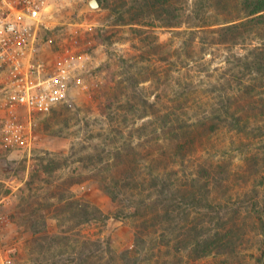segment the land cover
I'll list each match as a JSON object with an SVG mask.
<instances>
[{"label": "rangeland", "instance_id": "rangeland-1", "mask_svg": "<svg viewBox=\"0 0 264 264\" xmlns=\"http://www.w3.org/2000/svg\"><path fill=\"white\" fill-rule=\"evenodd\" d=\"M89 1L52 0L41 39L44 57L75 48L87 88L74 86L52 112L36 115L31 150L8 144L0 132V213L7 219L0 234L14 264H41L47 258L45 264H256L264 247L258 213L264 204L261 133L240 136L239 130L222 129L204 137L202 147L183 139L188 145L183 160L170 149L169 129L171 112L182 116L186 109L184 117H206V106L225 94L224 76L234 68L237 80L250 76L252 68L237 60L253 46L264 48V31L250 26L241 44L188 51L179 31L186 25L163 27L168 20L180 21L182 0L166 6L175 17L141 24H133L132 0H97L96 10L87 7ZM204 6L195 18L211 23L241 14L238 0ZM153 37L164 48L157 55L151 53ZM221 67L226 69L218 71ZM254 80V86L264 87V79ZM146 100L158 103L155 115L146 113L151 109ZM256 100L248 114L262 126L263 101ZM176 161L183 187L189 174L210 180L212 194L228 207L219 213L200 206L170 216L159 213L166 192L160 194L175 175L162 170ZM88 204L107 221H87Z\"/></svg>", "mask_w": 264, "mask_h": 264}, {"label": "trees", "instance_id": "trees-1", "mask_svg": "<svg viewBox=\"0 0 264 264\" xmlns=\"http://www.w3.org/2000/svg\"><path fill=\"white\" fill-rule=\"evenodd\" d=\"M99 1L101 2V0ZM190 1L191 0H182L186 7L184 8L183 13L179 16V22H173L171 20H168L165 23L163 22V27L175 29L180 27L182 28L186 25L183 30H179L181 37H184V39L186 38V41L182 45V48L185 50L195 51L199 46H201L205 51L207 47L210 48L213 45H224L227 43L241 44L243 38L246 37V34H243V31H246V29L250 26H256L257 31H264V0H238L241 11L239 18L234 20H225L220 23H211L208 20H201V16L195 18L194 15L195 13L197 15L201 14V12L198 11H204L206 8L204 5L207 4L210 6L213 0H192V3H190ZM173 2L174 0H132L133 24H135L136 21L138 22L136 24H141L140 21L145 22L153 17L170 18L173 13H171L170 9H168L169 7L166 8V6L172 7ZM199 4L201 5L199 6ZM156 14L158 16H156ZM172 17H175V15H172ZM228 35H230V37H228ZM144 41H146V39ZM150 48L153 55H157L164 51L163 45L157 38L154 40V37ZM165 51H168V54H171V52H173L172 46H167ZM175 51H177V53L179 52V50ZM238 64L240 67L246 66V68H248L249 66V68H252V72L249 74L250 76L246 74L244 77L237 80V73L234 72L236 68H234L233 74H226L224 78L228 88H226L225 94L218 99V103H210L208 107L205 105V109H207L205 113H208L206 117H203L202 115L198 117L195 116V118L191 115L184 117L183 113H188L186 109H182V116L177 115L175 112H171L174 124L172 125V128L169 129V133L172 132V136L169 140V146L170 149L174 150L173 155L179 157L181 156L184 160V154L182 151L188 145L182 142L183 139L193 145L197 140L198 146L202 147L205 142L204 137L210 139L211 136L215 135L222 129L239 130L237 133L240 136L249 130L259 131L261 133V140L264 142V125L261 126L254 124L252 116L248 114V111H250L251 114V111L256 108L255 106L258 102L256 99L258 97H260L261 101H263L262 107H264V87H257L251 83L252 81H255L254 79L256 78L264 79V48L262 45L253 46V48L248 49L246 54H241L237 60V65ZM225 69L226 68L221 67L218 71ZM145 104L152 109H150V111H146V113H153V115H155L158 112V103H156V101L150 102L146 100ZM191 110L193 109L191 108L190 111ZM195 111L200 112L199 109ZM133 147L135 146L133 145ZM175 163L176 164L170 163L165 170H162L164 172L168 169V176L170 177L172 176L171 172L173 171L175 172V175L174 179H170V177H168L171 181L166 183V189L162 190L160 194L162 196V194H165L164 192H166V196H162L163 202L160 204L162 205V210H160L159 213L163 212L167 216H170L172 214L180 213L183 207L189 206H200L205 209H212L219 213L228 207L226 200L218 198L216 194H212L210 180L208 181L197 175L189 174L186 176L189 181V185L187 187H183L179 183L180 175L178 174L176 166L179 162L176 161ZM154 175L156 178L163 177L162 174ZM263 177L264 176H261L260 179H263ZM181 186L183 189H181ZM117 187L120 186L118 185ZM157 187L158 185L155 184L154 188ZM107 189L109 190V188ZM110 189L112 190L111 187ZM179 195H181V200H178V202L176 197ZM259 202L255 201V204L260 206ZM259 209V223L264 244V204ZM91 210L93 213L90 212ZM83 211L87 221H91L93 219L107 221L109 218L107 215L105 216L99 208L90 204H88ZM231 227L234 228L235 224L232 223ZM227 233L228 236L232 235L228 230ZM141 238L142 237L137 232V246L140 244L138 241ZM225 242L226 241L224 240V244H220V246L225 248L228 241L227 244H225ZM169 249L170 248H168L167 251H170ZM48 261L49 259L47 258V261L43 263L41 262V264H45ZM256 264H264V247L261 255L256 261Z\"/></svg>", "mask_w": 264, "mask_h": 264}, {"label": "built area", "instance_id": "built-area-1", "mask_svg": "<svg viewBox=\"0 0 264 264\" xmlns=\"http://www.w3.org/2000/svg\"><path fill=\"white\" fill-rule=\"evenodd\" d=\"M51 7L52 0H0V132L8 144L28 150L37 137L36 115L52 112L74 86L87 88L74 47L43 56ZM6 223L0 213V232ZM13 261L0 234V264Z\"/></svg>", "mask_w": 264, "mask_h": 264}, {"label": "water", "instance_id": "water-1", "mask_svg": "<svg viewBox=\"0 0 264 264\" xmlns=\"http://www.w3.org/2000/svg\"><path fill=\"white\" fill-rule=\"evenodd\" d=\"M87 7H89L92 10H96L100 8V4L97 0H91L87 3Z\"/></svg>", "mask_w": 264, "mask_h": 264}]
</instances>
